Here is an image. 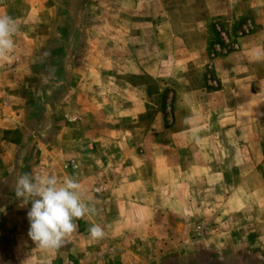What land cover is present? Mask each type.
I'll return each instance as SVG.
<instances>
[{"label":"crops","instance_id":"1","mask_svg":"<svg viewBox=\"0 0 264 264\" xmlns=\"http://www.w3.org/2000/svg\"><path fill=\"white\" fill-rule=\"evenodd\" d=\"M84 10L92 11L80 25L86 57L99 62L94 73L105 82L102 97L80 105L104 107L97 112L105 122L89 121L72 144H94L104 156L87 184L105 191L88 193L83 229L63 247L37 248L28 236L31 202L21 207L13 189L23 173H46L16 162L50 155L42 133L49 104L24 116L26 127L3 112L0 264H264V0H94ZM244 18L254 30L228 34L237 48L215 51L224 46L219 30ZM10 60L0 65V102L14 107L21 82ZM199 222L209 230L195 238ZM91 224L103 239L90 238Z\"/></svg>","mask_w":264,"mask_h":264},{"label":"rangeland","instance_id":"2","mask_svg":"<svg viewBox=\"0 0 264 264\" xmlns=\"http://www.w3.org/2000/svg\"><path fill=\"white\" fill-rule=\"evenodd\" d=\"M63 1L68 4L67 11L62 7L59 10H48L47 5L46 8H40L41 3L44 2L42 0H0V15H7L17 20L18 26L13 36L15 48L10 54L11 60L10 58L0 60V65L7 66L9 60L14 62L12 65L20 71L15 78L21 82V89L17 93V105L9 107L5 100H1L0 115L2 116L4 112V114L21 116L19 125L26 127L29 122L25 123L23 117L36 116L42 109L39 107L40 103L49 104L48 125L42 133L46 136L47 143H44V146L50 155L45 153V158H41V155L32 158L25 153L16 163H28L29 166L41 164L47 169L44 175H54L60 181L70 176L86 181L83 200L88 204V193L98 195L105 191L103 184H87L89 170L100 165L98 160L101 156H98V149L94 144L88 146V143H82L79 148L72 144V140L84 125H92L89 121H97V116L103 119L101 124L105 122L104 107L98 106V103L94 105L95 107L80 105L83 101L82 97L90 100L92 104L93 96L97 98L96 94H99L102 97L98 88L104 84L105 78L104 75L94 73V70L101 66L99 62L97 64V60L86 57L85 52L87 31L84 30L83 25L86 19L91 18L92 11L84 9L94 0H60L59 3L62 4ZM45 19H49V27L41 23V20ZM246 19L249 18H244L242 22H238L239 24L233 22L229 27L221 28L219 32L224 34L228 42L223 41L220 34L224 46L220 48L218 45L217 48L216 45L214 50L218 52L233 49L227 35L239 36V32L246 34L242 31V24ZM61 20L65 21L62 27H60ZM81 24L83 25L80 26ZM253 30L252 25V29L247 33ZM89 84L98 92L86 90ZM34 103L38 107L30 108ZM97 109L104 111L101 116L98 115ZM52 145L59 146L58 150ZM71 164L75 166L71 167ZM75 222L80 224L79 221ZM82 229V226H78L79 231Z\"/></svg>","mask_w":264,"mask_h":264},{"label":"clouds","instance_id":"3","mask_svg":"<svg viewBox=\"0 0 264 264\" xmlns=\"http://www.w3.org/2000/svg\"><path fill=\"white\" fill-rule=\"evenodd\" d=\"M17 27L10 16L0 15V60L7 59L14 51L13 36ZM13 191L21 207L31 202L27 212L28 236L41 250L63 247L78 228L75 221L91 211L83 200V185L71 176L60 181L54 175L23 173L17 177ZM87 231L93 241L105 236L104 229L98 224H91Z\"/></svg>","mask_w":264,"mask_h":264},{"label":"built area","instance_id":"4","mask_svg":"<svg viewBox=\"0 0 264 264\" xmlns=\"http://www.w3.org/2000/svg\"><path fill=\"white\" fill-rule=\"evenodd\" d=\"M251 29H252V22L249 19H246L244 21V23L242 24V31L244 33H247ZM221 35H222L223 41L228 42V40L224 36V34L221 33ZM238 35L239 36L242 35L241 32H239ZM230 45H231V47L233 49H236L237 48L236 42H231ZM66 166L67 165H64V167H66ZM74 166L75 165H72L71 164V167H74ZM208 230H209V226L206 223L200 222V223H197V224L194 225V227L192 229V234H193L194 237L199 238V237H202L203 235H205L208 232Z\"/></svg>","mask_w":264,"mask_h":264}]
</instances>
